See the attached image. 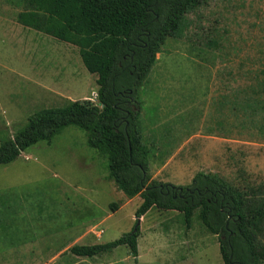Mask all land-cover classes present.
Segmentation results:
<instances>
[{
    "label": "rangeland",
    "instance_id": "1",
    "mask_svg": "<svg viewBox=\"0 0 264 264\" xmlns=\"http://www.w3.org/2000/svg\"><path fill=\"white\" fill-rule=\"evenodd\" d=\"M22 12V0H0V139L40 108L82 99L100 107L78 46L22 24ZM187 19L140 93L151 179L184 186L206 171L237 186L263 183L264 0H204ZM208 36L216 47L205 46ZM141 201L117 188L106 157L68 126L0 164V264H222L197 209L189 227L176 210L149 209L136 258L125 245L96 257L69 252L130 232Z\"/></svg>",
    "mask_w": 264,
    "mask_h": 264
},
{
    "label": "trees",
    "instance_id": "2",
    "mask_svg": "<svg viewBox=\"0 0 264 264\" xmlns=\"http://www.w3.org/2000/svg\"><path fill=\"white\" fill-rule=\"evenodd\" d=\"M22 1L19 22L78 46L84 67L96 75L100 107L82 99L36 110L12 136L0 139V164L74 126L85 132L89 147L106 157L108 177L117 188L142 200L130 232L106 243L75 244L69 252L92 257L125 245L136 258L137 222L149 209L176 210L186 227L197 209L204 228L217 238L223 264H262L264 182L237 186L217 173L197 171L188 184L176 186L150 176L140 93L161 45L168 37L183 36L187 15L204 0ZM204 44L216 47L218 41L208 36Z\"/></svg>",
    "mask_w": 264,
    "mask_h": 264
},
{
    "label": "crops",
    "instance_id": "3",
    "mask_svg": "<svg viewBox=\"0 0 264 264\" xmlns=\"http://www.w3.org/2000/svg\"><path fill=\"white\" fill-rule=\"evenodd\" d=\"M93 244H95V243H93ZM73 255V254H72ZM75 256V255H74ZM77 257H80V256H77ZM92 257H96V256H92ZM222 261V260H221ZM222 264H223V262H222Z\"/></svg>",
    "mask_w": 264,
    "mask_h": 264
},
{
    "label": "water",
    "instance_id": "4",
    "mask_svg": "<svg viewBox=\"0 0 264 264\" xmlns=\"http://www.w3.org/2000/svg\"><path fill=\"white\" fill-rule=\"evenodd\" d=\"M137 224H139V221L137 222Z\"/></svg>",
    "mask_w": 264,
    "mask_h": 264
}]
</instances>
